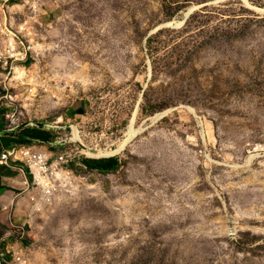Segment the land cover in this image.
Here are the masks:
<instances>
[{"label": "rangeland", "instance_id": "374dc122", "mask_svg": "<svg viewBox=\"0 0 264 264\" xmlns=\"http://www.w3.org/2000/svg\"><path fill=\"white\" fill-rule=\"evenodd\" d=\"M37 6L34 58L0 77V136L49 132L9 146L64 157L65 176L47 192L0 164V250L25 229L28 264H264V0Z\"/></svg>", "mask_w": 264, "mask_h": 264}, {"label": "built area", "instance_id": "2783aa9c", "mask_svg": "<svg viewBox=\"0 0 264 264\" xmlns=\"http://www.w3.org/2000/svg\"><path fill=\"white\" fill-rule=\"evenodd\" d=\"M22 1L28 5V9L33 14L32 16L16 22L12 13L4 11V17L0 19V77L13 74L16 67L23 68L21 65L27 64L34 58V54L36 53L34 21L38 12L37 5L40 0ZM26 5L14 6L15 14H22L23 12L17 8L25 7ZM24 69L26 68L24 67ZM15 81L17 84L20 82ZM18 162L28 167L34 181L43 185V188L47 192L58 185L57 180L62 179L60 176H65V171L60 169V166L66 162L64 157H60L56 162L50 163L46 154L31 148L12 145L1 149V165L23 171L22 167L17 166ZM59 172L61 173L59 174ZM24 233L25 229L19 235L12 237L14 243L10 246L9 254L4 250H0V264H28L27 255L21 246ZM8 256L9 258H7Z\"/></svg>", "mask_w": 264, "mask_h": 264}, {"label": "trees", "instance_id": "16d2710c", "mask_svg": "<svg viewBox=\"0 0 264 264\" xmlns=\"http://www.w3.org/2000/svg\"><path fill=\"white\" fill-rule=\"evenodd\" d=\"M15 141L5 139L6 137L0 136V151L2 148L8 147L12 142L19 145H27L32 140L39 141H50L52 135L41 129H22L20 134L16 136ZM83 164L89 169H97L100 172H109L112 170H117L119 167L118 159H105V160H83Z\"/></svg>", "mask_w": 264, "mask_h": 264}, {"label": "bare ground", "instance_id": "6f19581e", "mask_svg": "<svg viewBox=\"0 0 264 264\" xmlns=\"http://www.w3.org/2000/svg\"><path fill=\"white\" fill-rule=\"evenodd\" d=\"M247 3V2H246ZM249 5V4H248ZM194 10V8H192V9H190L188 12H186L185 14H184V16H183V19H181V20H177V21H174L173 22V25H175V26H180L184 21V19L187 17V15L188 14H190L192 11ZM172 25V24H171ZM18 69H20V68H16L15 70H16V72H17V70ZM135 134H136V132L134 131V129H133V126H131L130 127V129H129V132H128V134H127V136H126V139L124 140V142L122 143V145H121V149H119L118 151H107L108 153L107 154H105L103 151H100V153H99V155L100 156H106V155H114V154H116V153H119L121 150H123L124 149V147L134 138V136H135ZM74 136L76 137V139H78L79 137H78V130H77V128H74ZM91 156V155H90ZM59 174H60V172H59Z\"/></svg>", "mask_w": 264, "mask_h": 264}, {"label": "crops", "instance_id": "0c3cea01", "mask_svg": "<svg viewBox=\"0 0 264 264\" xmlns=\"http://www.w3.org/2000/svg\"><path fill=\"white\" fill-rule=\"evenodd\" d=\"M12 1H13V0H12ZM4 2H7V0H4ZM14 9H15V7H12L10 13H11ZM14 134H15V133H14ZM5 148H7V147H5ZM10 246H12V244H11ZM0 249H1V248H0Z\"/></svg>", "mask_w": 264, "mask_h": 264}, {"label": "water", "instance_id": "95a60500", "mask_svg": "<svg viewBox=\"0 0 264 264\" xmlns=\"http://www.w3.org/2000/svg\"><path fill=\"white\" fill-rule=\"evenodd\" d=\"M188 15H189V14H188ZM188 15H187V17H188ZM187 17H186V18H187Z\"/></svg>", "mask_w": 264, "mask_h": 264}]
</instances>
